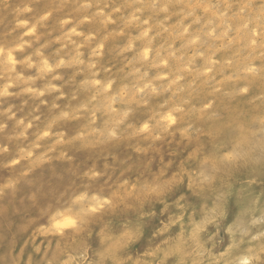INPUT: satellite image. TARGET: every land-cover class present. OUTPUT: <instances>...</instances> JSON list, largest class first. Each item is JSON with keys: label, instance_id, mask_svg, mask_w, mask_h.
I'll list each match as a JSON object with an SVG mask.
<instances>
[{"label": "clouds", "instance_id": "9594fccd", "mask_svg": "<svg viewBox=\"0 0 264 264\" xmlns=\"http://www.w3.org/2000/svg\"><path fill=\"white\" fill-rule=\"evenodd\" d=\"M0 264H264V0H0Z\"/></svg>", "mask_w": 264, "mask_h": 264}]
</instances>
